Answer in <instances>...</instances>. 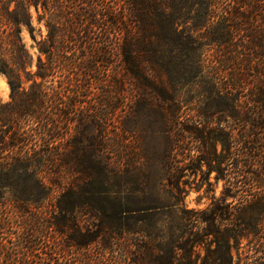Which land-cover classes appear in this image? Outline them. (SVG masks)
<instances>
[{"label": "trees", "instance_id": "16d2710c", "mask_svg": "<svg viewBox=\"0 0 264 264\" xmlns=\"http://www.w3.org/2000/svg\"><path fill=\"white\" fill-rule=\"evenodd\" d=\"M31 8L45 29L38 40ZM2 22L10 29L0 28V76L9 90V102H0V212L9 208L24 220H0L14 235L0 232V264H264V0H0ZM95 31L109 46L104 55L119 61L136 88L170 103L174 151L195 163L189 170L199 173L198 190L211 191V174L226 179L218 198L180 211L166 232L164 220H122L134 211L109 191L115 173L99 158L102 147L87 139L75 157L68 125L76 103L59 95L85 89L78 79L96 73ZM57 74L63 80L54 86ZM185 86H200L198 106L187 113L176 104ZM62 171L79 173L81 186L70 180L53 198ZM180 179L168 166L167 185L178 194ZM146 221L154 230H145ZM137 234L168 243H126Z\"/></svg>", "mask_w": 264, "mask_h": 264}, {"label": "rangeland", "instance_id": "374dc122", "mask_svg": "<svg viewBox=\"0 0 264 264\" xmlns=\"http://www.w3.org/2000/svg\"><path fill=\"white\" fill-rule=\"evenodd\" d=\"M12 9L13 6L10 7V10ZM30 13L32 26L36 30L35 35L38 40L37 30L40 29L41 35L44 36L45 29L43 23H37L36 14L32 8ZM39 13L41 14L40 10ZM0 28L10 29L3 22L0 24ZM22 38L30 54L35 57L36 50L30 49L31 41L25 31L22 32ZM103 40L104 36L99 31H95L92 42L98 50L99 58V63L95 65L96 73L90 77L78 79L80 80L79 85L86 88L79 89L77 87L72 92H60L59 95L62 101L70 99L76 103L72 111L71 122L68 125L69 132L78 142L75 157L78 159L84 155L81 149L87 145V139H91L94 144L92 147H102V150L100 149L101 151L98 153L99 158L108 164L115 173V175L109 176L108 189L114 193V196L118 197L123 207L134 211L122 220H164L162 230L166 232L167 227H169L167 222H180V211L203 210L208 206L211 198H218L223 186L226 185V179L215 182L213 180L214 174H211L209 176L211 191L205 193L206 188L204 186L198 190L200 187L197 183L200 178L199 173L193 176V170H189L194 169L195 163L187 161V158L175 154L174 151L170 103L167 101L160 104L158 97L153 93L146 95L136 88L134 86L136 83L123 73L119 61L104 55V53L108 54L109 46ZM64 51L63 56L66 57L68 49L66 48ZM213 51L214 49H211L206 53V56L212 55ZM102 60L106 63H101ZM30 70L31 72L35 70L34 65ZM221 75L225 78L221 79V82L227 83L230 74L225 72ZM78 76H83V74L79 73ZM61 80H63V77L57 74L54 79V86H58ZM25 87L27 88L28 84H25ZM199 88L200 86H192V88L185 86L183 89H179V93L176 92L179 94V102L176 104L181 112L187 113L188 108H197L198 102L194 97ZM73 92H76L74 97L69 98L70 93ZM238 93L237 91L235 94ZM243 93L246 94V91L239 94ZM174 94L172 91L167 90L166 95L170 100ZM188 100H192L191 105H189L191 102L185 103ZM193 101L196 104L193 105ZM0 102L2 104L9 102V90L3 76H0ZM113 107L115 108L113 109ZM62 112H66L64 108H62ZM188 113L193 115L194 110ZM83 120H85L84 123H82ZM59 121L62 125L64 119L60 117ZM228 124L234 128L237 126L241 128V124L234 122H228ZM99 130L101 134H99ZM60 143L61 145L57 147L58 153L63 154L65 141L62 140ZM217 149H220L219 145ZM170 165L176 166L181 176L179 181L180 194L171 191V188L167 185V170ZM204 170L205 168L202 167L201 171L204 172ZM79 178V173L68 176L62 171L60 189H54L53 198L58 196L63 189L62 186L66 187L70 180H73L74 187L79 190L81 186ZM201 178L203 179V177ZM152 208L154 210H151ZM156 208L165 209L163 212L157 213L154 212ZM44 210L43 207L36 212L31 209L30 214L38 215ZM1 213L0 220H24L23 217H16L9 208L3 211V214ZM75 219L84 220V217L77 214ZM88 220L96 219L89 218ZM143 224L145 230H154L152 223L146 221ZM12 227V230L15 231L16 225L12 224ZM0 228H4L0 229L3 237L12 238L14 236L10 234L12 231L9 232L3 225H0ZM159 242L164 245L168 243V240L161 241V238L157 237L156 234H153L151 238L146 237V234H137L130 239L127 238L126 243H129L130 246H154ZM247 249V242L242 241L240 251L242 255L245 254ZM197 254L201 258L203 252L198 250ZM109 255L107 254L106 257L109 258ZM117 255L118 253L115 252L114 257ZM197 264H199V261Z\"/></svg>", "mask_w": 264, "mask_h": 264}]
</instances>
